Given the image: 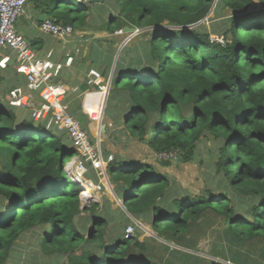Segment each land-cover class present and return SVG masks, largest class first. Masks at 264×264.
<instances>
[{
    "label": "trees",
    "instance_id": "trees-1",
    "mask_svg": "<svg viewBox=\"0 0 264 264\" xmlns=\"http://www.w3.org/2000/svg\"><path fill=\"white\" fill-rule=\"evenodd\" d=\"M28 3L54 23L73 28L85 25L93 6L102 7L109 43L103 72H97L106 78L117 51L114 44L123 38L116 31L146 29L118 52L104 108L106 128L120 127L153 154L178 150L175 159H157L166 165L192 162L203 137L216 144L210 150L216 182L199 195L172 186L150 162L116 150L106 173L129 216L182 248L194 249L217 226L229 249L226 260H264V0ZM213 4L219 12H230L214 34L223 43L212 41L198 24ZM89 139L94 141L90 134ZM101 149L106 159L110 150ZM74 155L63 131L34 120L27 107L0 102V264L22 233L39 226L42 252L66 257L59 264H160L162 254L152 246L125 238L124 227L109 230L113 221L82 203L80 187L66 174ZM87 166L85 177L96 182L94 169ZM82 210L90 216L80 217ZM207 253L226 257L214 246ZM190 258L203 263L200 257Z\"/></svg>",
    "mask_w": 264,
    "mask_h": 264
},
{
    "label": "rangeland",
    "instance_id": "rangeland-1",
    "mask_svg": "<svg viewBox=\"0 0 264 264\" xmlns=\"http://www.w3.org/2000/svg\"><path fill=\"white\" fill-rule=\"evenodd\" d=\"M98 1L102 2V0ZM106 7L114 13L115 10L111 7V3H107ZM26 8L29 12V3L26 5ZM229 13L230 12L226 10L224 12H219V9H214L213 6L211 7L208 14L198 24L201 25L202 30L210 33V37L212 36V38H215L216 36L214 34L217 33V31H220V28L223 27V24L228 21L226 16H228ZM105 16L106 12H104L102 7H92L91 16L85 21V24L88 23L90 26L91 33L89 34L91 37L97 36L96 38H100V34L102 33L101 22H103ZM27 22L28 21L26 15L19 18L20 24H24ZM124 27L116 31L119 36L123 37L121 40L122 42L118 44L117 48L122 47L127 43L130 44L131 41L134 42L136 39V37L134 36L146 30L145 28H129L124 31ZM73 36L76 38L78 43L77 47L74 49H78V54L83 53L87 50L88 47H90V44H80L83 41L79 40L75 33H72L68 39L71 40ZM91 48L94 47L92 46ZM73 52L77 53L76 51ZM118 52L119 49H117L116 51L117 55ZM103 95L106 96L107 94ZM73 104L75 105L74 102ZM97 112L99 113L98 109ZM79 121L83 126L88 127V118ZM102 124H104L103 129L105 130V132L103 134L102 132L100 133V146L102 147L104 145L105 149L108 148V150L111 151H109V154L112 153L113 155L115 154L116 150H119V152L126 153L139 159H144L147 162H150L160 172L166 174L169 179V183L172 186L176 188L186 189L193 195L202 194V192H205L206 188L213 186L216 182V178L214 176L215 174L212 169V164L214 163L215 158L210 155V150L213 151L216 144L212 139L203 137L199 140L198 147L192 162L182 163L181 161H173L172 163L166 165V163L157 161V159L154 157L153 152L146 146L136 144L134 142L135 140L131 139L126 133L120 131V127H112L111 124H107L106 128V122H104V119L102 121ZM95 125L96 124L93 125V128L91 126L90 129L88 128L89 134L92 138L93 135L97 133L94 132V130L96 129ZM72 162L73 157L69 160L66 166H69L71 168ZM91 175L98 180V176L96 173H92ZM109 185L112 188L113 185H111V183ZM99 196L101 198H99ZM82 203H84L86 207H91V211L98 214H103L107 217V220L113 221L114 223L112 222L108 224L109 230L112 228L115 229L117 227H124L125 231V228L127 226H134V231L131 234L130 238H137L140 241H144L145 243L149 244L150 247H153V250L156 254H162L161 258L159 256L157 257V260L160 264H185L186 262H191V264H199L197 261H194L192 258H190V256L202 258L203 263L200 264H210V261L218 262L220 264L231 263L226 260L229 254V249L227 248L224 239L220 237L221 230L217 226L210 227L206 231L204 236L196 243L194 249L182 248L175 246L172 243L166 242L162 237L157 235V233L151 228L150 224L144 222L142 219L137 220L130 217L124 205L117 198L113 191L111 193L103 189L99 193L93 194V198H90L89 200H82ZM121 213H123V215ZM90 214L91 213L89 212V210H82L80 217H89ZM125 216H127V219ZM42 231V227L39 226L22 233L16 241L7 261L4 264H59V262L61 261L65 262L66 257L64 255H49L42 252L40 248V237ZM219 238L221 239V241L219 240ZM164 245L168 246V249H164L162 247ZM212 246L215 247V251L217 250V252L225 254L226 257L223 259L221 256L212 257V255L208 254L207 251H209ZM172 248L178 249L180 253H174L172 251Z\"/></svg>",
    "mask_w": 264,
    "mask_h": 264
},
{
    "label": "built area",
    "instance_id": "built-area-1",
    "mask_svg": "<svg viewBox=\"0 0 264 264\" xmlns=\"http://www.w3.org/2000/svg\"><path fill=\"white\" fill-rule=\"evenodd\" d=\"M81 1L88 2V0ZM27 2L28 0H0V51L4 49L14 54L17 72L25 76L28 89L38 92L41 103L37 107L32 103L30 104V99L20 88H14L7 93V103L11 106L30 107L31 117L34 120L45 121L47 128L53 126L67 135L75 150V155L71 168L66 166V174L71 181L77 183L80 187L81 200H89L93 198V194L99 193L103 189L112 193L113 190L109 185L106 167L113 156L110 154L105 159L100 147L102 113L97 117V113L87 109L89 119L99 124L94 141H91L88 132L82 127L80 121L68 110V106L64 101L67 94L66 87L51 81L55 74V70H51L53 68L51 62L48 59L38 58L24 37L16 30V23L23 14ZM39 23L42 32L50 34L56 39H63L74 32V28L69 24H59L49 20ZM211 40L220 43L224 41L222 36H216L215 38L211 36ZM75 51L77 52L78 49ZM8 59V55L2 57L0 64L4 65ZM67 60L70 62L71 57L69 56ZM86 83L88 86L98 85L99 92L104 91L109 86L108 82L101 83L100 75L95 70L89 71ZM108 90H106L107 94ZM100 107L103 110L102 103H100ZM179 154L178 150L169 149L168 151L155 153L154 157L158 160H169L177 158ZM87 164H90L97 174L98 180L96 182L85 177L88 170ZM85 188L91 189V196L82 195ZM133 231L134 226H127L124 237L130 238Z\"/></svg>",
    "mask_w": 264,
    "mask_h": 264
},
{
    "label": "crops",
    "instance_id": "crops-1",
    "mask_svg": "<svg viewBox=\"0 0 264 264\" xmlns=\"http://www.w3.org/2000/svg\"><path fill=\"white\" fill-rule=\"evenodd\" d=\"M96 1L98 0L93 2ZM26 5L23 14L19 18L26 15L28 22L20 24L18 19L16 23V30L24 37L29 46L32 49L34 48L33 50L38 58L48 59V61L51 62L53 66L51 70H55V74L53 75L51 81L53 83H60L66 87L67 94L65 95L64 101L68 106L69 112L73 114V116L81 115L82 120L88 118V133V128L90 129V126L93 128L94 124H96L94 132H97L99 124L98 122H93L89 119L87 109L97 113V117L102 113V124L106 103V100L105 103H103L105 95L98 91V85L88 86L86 81L90 70L103 72V62L105 61L104 57L106 55L105 50L107 49V44L109 43L108 33L105 30H102L100 38H96L97 36L91 37L89 34L91 33V30L88 23L81 28H74L75 32L73 33H75L79 40L83 41L80 44H90V47H88L83 53H75L73 51H75L74 49L77 47L78 43L74 36L71 40L68 39L71 34L63 39H56L52 35L42 32L39 28V21H37V17L43 13H47L35 9L31 3L29 9L30 11L28 12ZM114 45L118 46V43H115ZM92 46L94 48H91ZM120 48L121 47H118L117 49L120 50ZM6 55L9 56L8 61L4 65L0 64V102H2V104H7V93L14 88H20L30 99V104L32 103L35 107H37L41 103V98L39 97L38 92L27 88L25 76L16 70L17 63L13 53L8 50H1L0 60ZM69 56L71 57L70 62L67 60ZM116 59L117 53H115L111 60V67L108 70L109 72H107V78L99 74L101 83L108 82L110 86V75H112ZM100 103L103 104V110L100 107ZM26 107L30 109V107ZM97 109L99 110V113L97 112ZM104 132L105 130L102 131V134ZM94 136L95 135H93V137ZM99 198L101 197L99 196ZM257 264H264V260L258 261Z\"/></svg>",
    "mask_w": 264,
    "mask_h": 264
},
{
    "label": "water",
    "instance_id": "water-1",
    "mask_svg": "<svg viewBox=\"0 0 264 264\" xmlns=\"http://www.w3.org/2000/svg\"><path fill=\"white\" fill-rule=\"evenodd\" d=\"M92 1H95V0H92ZM215 4H213V6H214ZM212 6V7H213ZM45 20H49V21H53V18L51 17V16H48L47 14H45V13H43V14H41V15H39L38 17H37V21H39V22H42V21H45ZM127 29H129V28H127V27H124V31H126ZM110 78H111V75H110ZM106 97H107V95L105 96V99H104V103H105V100H106ZM101 126V131H103L104 129V124H101L100 125Z\"/></svg>",
    "mask_w": 264,
    "mask_h": 264
},
{
    "label": "bare ground",
    "instance_id": "bare-ground-1",
    "mask_svg": "<svg viewBox=\"0 0 264 264\" xmlns=\"http://www.w3.org/2000/svg\"><path fill=\"white\" fill-rule=\"evenodd\" d=\"M109 88H110V87L108 86V87H107L106 89H104V91H102L101 93H102V94H107V93H106V90L109 89ZM82 195H85V196H88V197L91 196V195H92V193H91V189H90V188H89V189H88V188H85V191H84V193H82Z\"/></svg>",
    "mask_w": 264,
    "mask_h": 264
}]
</instances>
